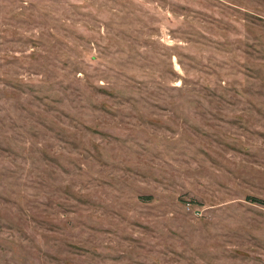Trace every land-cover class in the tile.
<instances>
[{
	"label": "rangeland",
	"instance_id": "1",
	"mask_svg": "<svg viewBox=\"0 0 264 264\" xmlns=\"http://www.w3.org/2000/svg\"><path fill=\"white\" fill-rule=\"evenodd\" d=\"M0 264H264V0H0Z\"/></svg>",
	"mask_w": 264,
	"mask_h": 264
}]
</instances>
